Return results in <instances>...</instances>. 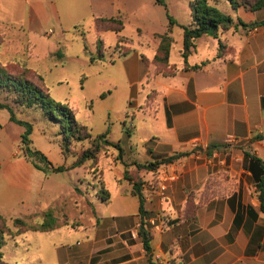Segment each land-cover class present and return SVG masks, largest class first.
Wrapping results in <instances>:
<instances>
[{
	"label": "rangeland",
	"instance_id": "374dc122",
	"mask_svg": "<svg viewBox=\"0 0 264 264\" xmlns=\"http://www.w3.org/2000/svg\"><path fill=\"white\" fill-rule=\"evenodd\" d=\"M51 1L49 7L44 0L46 15L35 18L23 0H0V33L5 36L0 39V73L20 77L24 66L31 68L25 79L48 91L51 99L72 111L86 129L65 143L59 124L40 108L19 105L12 92L0 91V104L9 106L0 107V162L23 156L26 127L13 121V115L31 125L33 146L55 166L71 167L85 151L98 147V152L81 167L50 174L46 193L41 195L43 200L50 195L48 209L61 224L67 219L75 229L8 236L1 248L8 264H67L66 248H76L95 234L84 219L94 218L96 223L99 218L101 224L106 221L107 227H113L115 217L138 213L139 200L131 194L132 183L146 182L150 173L139 170L135 163L154 161L155 154L165 152L162 145L170 136L164 111L153 104L154 90L165 81L150 60L159 43L155 34L172 30V60L177 62L183 45L182 26L193 24L190 5L194 0H162L164 4L159 0ZM211 2L220 10L233 9L226 0ZM113 17L123 20L121 33L98 31V19ZM112 26L119 24L102 22V29ZM118 36L125 39L119 42ZM83 39L94 56L103 53L106 59L91 63ZM99 40L104 42L100 50ZM106 132L109 134L103 136ZM5 217L16 231L13 218L20 216L6 213ZM45 218L42 213L22 219L33 226Z\"/></svg>",
	"mask_w": 264,
	"mask_h": 264
},
{
	"label": "crops",
	"instance_id": "0c3cea01",
	"mask_svg": "<svg viewBox=\"0 0 264 264\" xmlns=\"http://www.w3.org/2000/svg\"><path fill=\"white\" fill-rule=\"evenodd\" d=\"M23 1L35 18L44 17L45 6L53 5L51 0L46 5L44 0ZM222 11L233 18L232 27L221 29L218 38L196 39L188 64L183 45L180 60H172L174 40L169 59L174 72L161 75L165 81L153 93L170 135L162 145L165 152L158 155L190 154L146 179L151 260L139 235L138 211L115 217L113 227L99 218L96 223L84 219L95 234L66 248L67 264H264V212L257 174L246 157L249 153L264 162V8ZM198 65L202 68L194 69ZM229 137L235 142L228 143ZM174 173L179 177L166 182L162 200L159 185L164 174ZM50 174L24 156L1 162L0 215L30 218L47 211L52 199L42 196ZM71 225L60 228L75 229Z\"/></svg>",
	"mask_w": 264,
	"mask_h": 264
},
{
	"label": "trees",
	"instance_id": "16d2710c",
	"mask_svg": "<svg viewBox=\"0 0 264 264\" xmlns=\"http://www.w3.org/2000/svg\"><path fill=\"white\" fill-rule=\"evenodd\" d=\"M228 1L234 9H238L240 7H244L246 9H250L252 11L259 10L264 8V0H226ZM161 4H164L162 0H159ZM191 15L193 24L189 26H182L183 28V57L185 63L188 64V58L193 52V48L195 47L194 41L198 38H201L205 35L213 34L216 38H218V33L221 29H228L232 27L234 21L233 18L214 4L211 3V0H194L191 5ZM170 25L173 26L175 24L174 20L170 17ZM98 31H107L111 30L115 33H121L124 28L123 20H117L115 17L113 18H100ZM102 22L109 24H119L118 27L112 26L106 29H102ZM242 26H247L243 21L239 22ZM118 41L121 42L125 39L123 36H118ZM156 39H158L159 44L157 48V53L153 59V64L156 67V70L159 71L161 75H171L173 74V69H169V59L172 50V46L174 43V37L172 35V30L169 29L165 33H156ZM5 38L0 33V39ZM84 40L85 50L89 53L91 63H94L98 60H105V54L101 53L97 56H94L92 51L90 50L89 43L87 39ZM220 49L223 50V43L220 41ZM1 44V43H0ZM98 50L101 49L100 46H104V42L102 40L98 41ZM101 44V45H100ZM129 51L124 54H128ZM221 56V53L218 54ZM1 64V63H0ZM2 67H6V65H2ZM161 67V71L159 70ZM202 65L195 66L194 69H200ZM3 71V70H2ZM31 72V68L27 66L23 67V73L20 74V77L13 76L9 72L0 73V91H9L14 94V99L19 105H23L27 108L37 107L40 108L44 115L54 121L57 122L60 126L61 135L63 136V140L66 143L75 137L76 133L86 127L80 125L77 122V119L74 116L72 111L67 110L63 104L57 103L53 101L43 84L42 76H39V80L42 82L45 87L46 92L42 90L41 87L36 84L31 83L30 81L25 79V75ZM1 108H8L4 104H0ZM12 120L16 121L26 127V132L22 135V154L23 156L30 161L34 167L43 171L44 173H61L64 171H68L71 169H76L81 167L84 162L90 159L96 158L98 147L85 151L81 157L71 166H55L49 158L37 150L33 146V141L30 139V135L32 133V127L29 124L24 123L23 121L17 120L14 115L12 116ZM109 132L103 134V136H107ZM110 144H113L109 142ZM115 145V144H113ZM116 146V145H115ZM201 149L196 148V152ZM120 155L123 154V151L120 149ZM151 154H154L151 152ZM190 154V152H175L170 156H160L158 154L155 155L154 161H149L145 163H135L139 170H145L148 173L157 174L160 169L170 163H175L179 159L186 157ZM160 156L161 158L157 159ZM246 157L249 161V166L252 172L257 174L256 177V188L259 193V199L261 202V211L264 212V162L254 155L246 153ZM1 169V162H0ZM258 171V173H257ZM127 172H125V179H128ZM145 183V182H144ZM143 182L137 181L132 183V195L137 197L139 200V214L142 217L141 226L139 230V235L142 238V242L147 254L152 256V234L150 233L148 218L151 215V212L146 210L145 208V195H144V185ZM104 193L109 195L108 190H104ZM106 199V198H105ZM46 218L42 223L36 224L33 226H28L24 219L22 218H13L14 224L17 227V230L14 231L9 225L8 220L4 216L0 215V264H8L4 260V253L2 252V246L6 245L8 236H18L29 231L34 232H49L60 228L64 225H68L67 219H65L62 224L61 220L55 218L51 210H47L44 212Z\"/></svg>",
	"mask_w": 264,
	"mask_h": 264
},
{
	"label": "built area",
	"instance_id": "2783aa9c",
	"mask_svg": "<svg viewBox=\"0 0 264 264\" xmlns=\"http://www.w3.org/2000/svg\"><path fill=\"white\" fill-rule=\"evenodd\" d=\"M227 142L228 143H234L235 139L233 137H229L227 139ZM178 177H179L178 173H174L172 175L164 174V178H163L162 182L159 185V191H158V193H159L160 197L162 198V200H165V198H166V191L168 189V186L166 185V182L170 181V180L174 181V180L178 179ZM144 189H145V185H144Z\"/></svg>",
	"mask_w": 264,
	"mask_h": 264
}]
</instances>
